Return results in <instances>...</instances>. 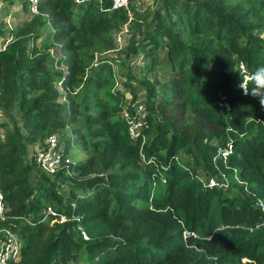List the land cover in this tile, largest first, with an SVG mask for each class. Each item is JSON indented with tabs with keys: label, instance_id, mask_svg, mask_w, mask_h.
<instances>
[{
	"label": "trees",
	"instance_id": "16d2710c",
	"mask_svg": "<svg viewBox=\"0 0 264 264\" xmlns=\"http://www.w3.org/2000/svg\"><path fill=\"white\" fill-rule=\"evenodd\" d=\"M157 5L146 24L132 0H38L9 36L0 21V229L20 241L8 264H264V224L253 226L264 219V106L241 93L237 69L264 64V0ZM130 22L124 53L143 57L144 75L161 58L166 72L139 80L134 141L120 112L141 99L126 79L116 86L118 57L98 55ZM50 133L71 159L74 140L86 156L46 173L34 150ZM226 140L231 153L213 161ZM220 172L227 186L197 177Z\"/></svg>",
	"mask_w": 264,
	"mask_h": 264
},
{
	"label": "built area",
	"instance_id": "2783aa9c",
	"mask_svg": "<svg viewBox=\"0 0 264 264\" xmlns=\"http://www.w3.org/2000/svg\"><path fill=\"white\" fill-rule=\"evenodd\" d=\"M38 0H26L27 10L30 14L38 13L37 8ZM119 6H127V0H111V7H119ZM1 21V20H0ZM117 40H119V36L117 35ZM4 42H0V48L3 47ZM237 69L239 72L243 74H250L248 70H246L242 61L237 62ZM240 74V73H239ZM241 81V79H240ZM240 83V82H239ZM241 93L242 90L240 89ZM217 104L222 109H228L229 104L224 94H219ZM121 117H123L127 124L128 135L132 141H134L137 136H139L140 131L145 123L146 119V110L144 103L142 100L135 101L132 104L131 110H128L126 107H123L120 112ZM255 121H260V117H255ZM142 137V135H141ZM232 151V145L230 140H226L223 144H216L214 155L212 156V160L214 161L216 158H220L222 162H225L228 155ZM140 154L142 152L140 150ZM34 160L38 167L44 170L46 173H51L56 169L61 168L62 166L70 163L72 159L65 155L62 152L61 146L58 144L57 136L54 133L48 134L41 142V145H38L34 150ZM202 184L205 185H214V186H227L228 181L227 177L220 172L218 174L211 175H198ZM255 203L261 210H264V202L260 199H256ZM4 211V202H3V194L0 190V217ZM46 213H53L51 207H46ZM64 215L60 214L58 217H54V220L62 221L64 220ZM264 224V219L255 222L253 226ZM1 230L0 237V264H8L11 260L17 258L19 253L20 241L16 234L9 228L3 227ZM82 237L85 239L87 235L83 230H81ZM189 234L194 235V232L189 231ZM185 232L183 233V236Z\"/></svg>",
	"mask_w": 264,
	"mask_h": 264
},
{
	"label": "rangeland",
	"instance_id": "374dc122",
	"mask_svg": "<svg viewBox=\"0 0 264 264\" xmlns=\"http://www.w3.org/2000/svg\"><path fill=\"white\" fill-rule=\"evenodd\" d=\"M132 2L137 7L138 11H140L139 13L142 14V16H140L142 17V23L146 24L147 22H150L152 20L151 11L158 6V0H132ZM0 3H2V5H0V20L2 21V24L5 25V27L2 26V35L9 36V32L13 29L12 27L21 22L23 19H28V17H30V14L28 13L27 5H25L24 0H0ZM138 19L137 21H139ZM6 21L10 23L11 27L8 26ZM128 24L132 26L133 22L124 23L119 28L114 29L112 31V41L109 43L110 47L101 49L98 55H111L118 57V64L113 66V70L115 73L114 75L116 79V86L122 88V82L124 81V79H126V81H129L128 83L132 87V91L136 93V98L142 100L144 97V91L142 89L141 84L139 83V80L143 79V77H146L147 80L155 82L157 85L166 76L165 66L161 63L162 58L160 59V54L162 57L163 49L160 46L158 54V60L160 59L159 65L155 63L156 65L154 64L153 66H151L148 69L147 73L144 75V70H142V66L145 61L143 57H141L139 53H129L127 55L124 53L126 44L129 38L132 37V31L135 33V37H137L135 29L133 30L132 28H129ZM117 35L119 36V40H117L116 38ZM119 63H123V65L121 64L122 69H119ZM125 71L128 72L129 76H127V72L125 73ZM124 93L126 102L130 101L131 93L128 88L125 89ZM65 132L66 135H69V132H67V128L64 133ZM62 133L63 132L60 131L61 135H63ZM70 155L73 160H78L86 156L85 153H82L78 149V144L76 140H74V144L70 148ZM178 158L186 162L189 159V156L180 152L178 154ZM16 259L12 261H15Z\"/></svg>",
	"mask_w": 264,
	"mask_h": 264
},
{
	"label": "clouds",
	"instance_id": "9594fccd",
	"mask_svg": "<svg viewBox=\"0 0 264 264\" xmlns=\"http://www.w3.org/2000/svg\"><path fill=\"white\" fill-rule=\"evenodd\" d=\"M239 73L241 81L238 87L243 94L259 97L261 106H264V64H259L255 71L250 74Z\"/></svg>",
	"mask_w": 264,
	"mask_h": 264
},
{
	"label": "crops",
	"instance_id": "0c3cea01",
	"mask_svg": "<svg viewBox=\"0 0 264 264\" xmlns=\"http://www.w3.org/2000/svg\"><path fill=\"white\" fill-rule=\"evenodd\" d=\"M0 5H2V3H0ZM29 13V12H28ZM10 24V23H9Z\"/></svg>",
	"mask_w": 264,
	"mask_h": 264
}]
</instances>
